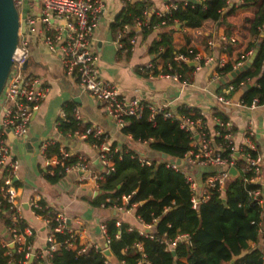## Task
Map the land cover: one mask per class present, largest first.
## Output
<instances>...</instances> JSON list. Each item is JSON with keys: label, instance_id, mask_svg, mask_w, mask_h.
<instances>
[{"label": "built area", "instance_id": "1", "mask_svg": "<svg viewBox=\"0 0 264 264\" xmlns=\"http://www.w3.org/2000/svg\"><path fill=\"white\" fill-rule=\"evenodd\" d=\"M181 2L185 6L187 0L166 1L163 11H157L158 16L176 9ZM18 11L20 20L25 22L24 31L19 29V38L17 47L12 55V64L4 87L0 93V264H49V258L52 253L60 247L67 249H76L77 253H84L93 248L102 253L105 264H115L104 253L103 250L109 247V237L106 233V225H101V230L105 235V246L79 245L77 235L68 225L67 218L51 207L47 206L39 196L32 197L27 206L33 218L48 229L43 248H35L33 237L35 228L28 223L22 212V203L18 196V172L20 169V160L14 153L13 143L8 139V133H12L14 139H23L27 134L30 122L38 110L40 104L45 100L49 93V86L34 74H24L25 63L28 60L30 50L28 48V36L40 35L42 41L48 50L57 53L59 64L63 72L74 77L78 87L98 102L104 105L109 116L121 128L128 123L126 118L133 117L139 119L144 110H147L148 120L153 121L156 115H162L163 118L176 119L179 127L189 134L191 139V148L180 159L183 164H177L178 158H160L165 166L175 172H179L185 178L191 194V207L196 209L202 202L210 199L213 193H219L221 196L225 193L228 181L233 178L229 169L234 167L238 178L244 183H254L258 188L249 191V196L259 205H264V188L261 184L262 177V158L253 142L255 130L253 122L249 120L245 130L243 144L237 146L233 139V128L228 120H223L219 116L212 114L211 119L214 128L210 129L207 119L202 111L194 112L190 107L188 115L176 113L166 104L159 106L146 103L139 98L127 97L123 95L116 85L102 77L101 69L98 63V55L94 50V34L103 13V0H13ZM39 5V21L42 29L35 27L36 16L34 14L35 4ZM150 12V11H149ZM148 11H145L147 15ZM176 22V21H175ZM164 24V21L161 23ZM135 29V33L129 38V47L124 51H131L137 41V32L149 28L148 17L142 20L135 19L134 25L124 24L122 34H129ZM159 29L158 25H153V30ZM120 36L115 40L118 48L123 47L119 41ZM226 40L225 37L221 38ZM233 41V38H229ZM212 45V42H208ZM253 50L249 51L251 55ZM192 54V60L201 61L200 54L189 50ZM176 62H187L189 58L181 53H175ZM211 61L205 59L204 64ZM171 68V66H169ZM139 70L147 71L154 75L155 64L148 62L145 66L139 67ZM161 76L170 77L174 80L179 79L177 73H160ZM222 71L217 72L222 75ZM232 85L226 88L223 94L215 97L217 104L222 107L234 105L230 96L226 93L232 91ZM237 105L253 108L257 106L256 100L250 105L243 103L242 99ZM71 114L77 125H83L79 109L75 106ZM66 118L64 108L60 110L59 119L56 125ZM73 135L80 140H86L91 136L99 143L92 144L98 150L97 158L102 169L94 174V179L99 185L107 173L114 170L112 153L120 152V149L106 145L104 135L98 127L88 125L81 129H75ZM103 137V138H102ZM215 137H221L222 142L216 143ZM146 143V141H143ZM57 143V151L49 154L48 148ZM229 153L224 155L225 150ZM44 162V173L53 175L58 168L59 174H68L70 172H80L82 174H91L92 163L83 155H77L70 152L63 143L47 139L42 142L40 147ZM141 164H150L152 160L138 155ZM241 160V164H240ZM212 167L214 170L204 173L198 181L197 173L201 168ZM130 195L121 196V204L113 205L117 211L129 209L127 207ZM108 201V199H106ZM104 206V203H101ZM6 210V211H5ZM258 221L259 232L264 231V221ZM120 222L116 221V225ZM145 224V223H144ZM153 226L152 223L145 224L146 228ZM140 235L154 238L153 231L138 230ZM56 234L63 235V239H57ZM163 244L166 250H174L180 243H189L190 235L187 233H177L168 238L166 233L156 238ZM137 248L141 249L138 243ZM18 256V258L16 257ZM262 264H264V251L261 255ZM120 264H125L121 262Z\"/></svg>", "mask_w": 264, "mask_h": 264}, {"label": "crops", "instance_id": "2", "mask_svg": "<svg viewBox=\"0 0 264 264\" xmlns=\"http://www.w3.org/2000/svg\"><path fill=\"white\" fill-rule=\"evenodd\" d=\"M132 1L103 0V13L94 34V50L98 55L102 77L116 85L119 91L127 97L139 98L156 106L166 104L168 109L176 113L182 106L202 111L210 129L214 128L212 114L214 111L221 112L232 125L233 139L237 146L243 144L247 122L251 120L255 130L253 142L262 158L261 184L264 188V104L253 108L237 105L245 87H239L230 95L234 105L222 107L215 99L229 86V81L232 79L231 72L246 64L251 56L249 55L250 50L246 48L251 40L249 29L255 9L241 6V0H228V7L224 10V14L233 6L235 9L228 13L224 20L216 22L207 19L200 27L183 26L173 32L172 40L175 48L186 46L201 56V61H187L194 67L190 80L187 82L161 76L160 73L150 75L147 71L139 70V67L145 66L148 62L155 64V70L159 71L162 68V60L153 59L154 56L147 51L153 39L158 37L157 33L160 28L146 38L142 36V31H138L137 41L129 54L119 51L111 24L124 2ZM145 1L149 3L150 11H163L166 1L176 2L178 0ZM39 10V5L36 3L34 6L35 26L41 30ZM222 37L226 40H222ZM229 38H233V41ZM30 40V54L25 70L41 77L49 86V93L35 112L28 134L23 138L24 143L15 145L13 148L20 160L17 180L18 199L22 203L25 219L36 230L33 237L34 247L43 248L48 233V229L33 218L27 206V202L36 195L47 206L61 212L67 218L68 225L77 235L79 245L104 247L105 235L101 230V225L111 218L128 224L129 228L154 231V226L146 228L137 217L135 204L124 211H117L112 206L93 204L94 198L101 194L94 179V174L102 169L97 158L98 150L72 133L68 132L65 135L61 133L56 125L60 110L72 103L79 109L83 124L98 127L105 137L104 142L110 147L113 145L120 150L125 147L149 160L163 158L162 154L152 151L148 142L137 141L129 134H123L115 120L106 112L104 105L89 93L82 91L74 77L63 72L58 54L48 50L39 34L32 35ZM186 40L189 42L187 43ZM208 42H212V45H208ZM207 58L211 61L204 64ZM227 63L233 65V70L217 76L218 68ZM250 83L253 84L254 80ZM43 139L63 143L73 154L85 156L91 161L93 172L91 174L70 172L63 174L55 183L49 182L46 178L47 174L44 173L45 160L43 157L40 158L41 151L37 150L38 144ZM131 140L135 143L129 146ZM28 141L32 145L31 152L25 145ZM262 207L261 219L264 221V205ZM250 246L264 250V239L260 237L258 242H250ZM235 259L230 263H233ZM111 261L118 264L114 261V257Z\"/></svg>", "mask_w": 264, "mask_h": 264}, {"label": "trees", "instance_id": "3", "mask_svg": "<svg viewBox=\"0 0 264 264\" xmlns=\"http://www.w3.org/2000/svg\"><path fill=\"white\" fill-rule=\"evenodd\" d=\"M149 3L145 0L124 2L122 8L111 24L114 37L120 36L119 41L124 51L129 47V38L135 33L132 28L129 34H122L124 24L134 25L135 19L148 17L149 28L142 30V36L147 37L154 32L153 25L160 30L157 38L153 39L147 48L153 59L162 60V68L154 70V74L177 73L179 80L189 81L194 69L189 62H176L175 53H181L192 60V54L186 46L175 48L173 32L179 27L197 28L211 19L219 22L231 13L234 6L224 14L228 7V0H196L176 9L157 15V11H150ZM241 6L252 7L255 14L250 23L251 40L247 50L258 52L251 65L233 77L229 84L233 90L226 93L230 96L239 87H245L242 101L250 105L256 100L258 105L264 104V0H241ZM145 11H148L145 15ZM150 11V12H149ZM164 21V24H161ZM176 21V22H175ZM188 43L189 41L186 40ZM195 52L194 50H192ZM129 54V51H125ZM153 61V60H152ZM171 66V68H169ZM233 65L227 63L218 71L229 73ZM254 80V83H250ZM74 105L69 103L64 107L66 118L61 119L59 130L63 135L72 133L88 124L77 125L71 111ZM189 109L180 108L178 113L188 115ZM195 113L198 110H192ZM148 111L144 110L139 119L128 117L127 124L121 127L123 134H129L134 140L148 142L149 148L159 154H167L169 158H181L191 148L189 134L182 130L176 119L163 118L156 115L153 121L148 120ZM214 114L227 120L221 113ZM103 138V137H102ZM216 143H221V137H215ZM86 142L99 143L91 136ZM111 148H114L112 145ZM57 151V143L51 145L49 154ZM229 150L224 151V155ZM138 154L123 147L120 152L112 153L114 170L105 175L98 188L101 194L94 198L93 204L104 203L105 207L121 204L123 194L130 195L127 207L136 205L135 214L145 224L154 226V238L140 235L138 230L129 228L128 224L120 222L116 225V218L105 222L106 233L109 237V248L116 263L125 264H262L261 255L264 250L251 247L250 242L264 239V231L260 234L258 221L263 207L249 196V191L259 185L244 183L241 178L233 177L228 181L224 196L213 193L210 199L202 202L196 209L191 207L190 188L179 172L165 166L162 161L152 160L150 164H141ZM241 164V160H240ZM63 174L55 169L53 175H46L49 182L55 183ZM119 186V187H118ZM108 199V201H106ZM166 233L168 238L177 233L190 235L189 243H180L174 250H166L156 238ZM261 235V236H260ZM57 239L63 235L56 234ZM141 244V249L137 244ZM18 258V256H16ZM236 258L233 263H230ZM104 256L93 248L84 253H77L76 249L60 247L52 253L49 264H105Z\"/></svg>", "mask_w": 264, "mask_h": 264}, {"label": "water", "instance_id": "4", "mask_svg": "<svg viewBox=\"0 0 264 264\" xmlns=\"http://www.w3.org/2000/svg\"><path fill=\"white\" fill-rule=\"evenodd\" d=\"M189 2H196V0H187ZM25 22L20 20L18 11L13 3V0H0V93L4 87L6 79L8 77L10 67L12 64V55L17 47L18 38H19V29L21 32L24 31ZM258 52V47L254 49L251 56L247 60L246 64L240 68L231 72L230 77H235L240 71L248 68L253 62ZM26 66V63H25ZM8 139L15 145L24 143V139H14L12 133H8ZM27 140V139H26ZM29 151H32V145L28 141L25 144ZM163 158H167V154H162ZM177 164H183V161L178 158L176 159ZM214 170L212 167L201 168L197 173V179L200 181L202 175L207 171ZM232 177L237 176V171L234 167L229 169ZM119 187V186H118ZM103 253L111 259L113 254L110 248H105ZM234 259V258H233ZM232 259V261H233ZM231 261V262H232Z\"/></svg>", "mask_w": 264, "mask_h": 264}, {"label": "rangeland", "instance_id": "5", "mask_svg": "<svg viewBox=\"0 0 264 264\" xmlns=\"http://www.w3.org/2000/svg\"><path fill=\"white\" fill-rule=\"evenodd\" d=\"M36 27V26H35ZM31 37H32V35H30V36H28V48H29V50H30V39H31ZM224 43H226V42H224ZM24 74H30L29 72H28V70H24ZM62 137V136H61ZM45 140H47V139H43V140H41V142L38 144V146H37V150L39 151L40 150V147H41V144H42V142H44ZM132 143H135V141H132L131 140V142H130V144H129V146L132 144ZM41 157H43L42 155H40V158ZM152 160H155V161H157V162H159L161 159L160 158H155V159H152ZM6 211V210H5ZM2 221V219L0 218V222Z\"/></svg>", "mask_w": 264, "mask_h": 264}]
</instances>
